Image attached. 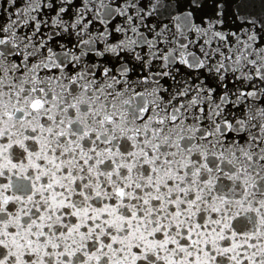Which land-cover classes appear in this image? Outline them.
<instances>
[{"label":"water","instance_id":"water-1","mask_svg":"<svg viewBox=\"0 0 264 264\" xmlns=\"http://www.w3.org/2000/svg\"><path fill=\"white\" fill-rule=\"evenodd\" d=\"M0 264H264V0H0Z\"/></svg>","mask_w":264,"mask_h":264}]
</instances>
